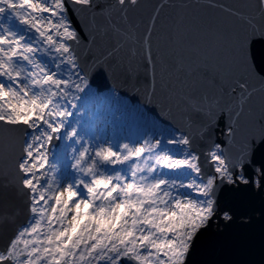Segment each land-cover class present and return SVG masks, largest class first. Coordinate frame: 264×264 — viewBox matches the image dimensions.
<instances>
[{"label": "snow or ice", "instance_id": "1", "mask_svg": "<svg viewBox=\"0 0 264 264\" xmlns=\"http://www.w3.org/2000/svg\"><path fill=\"white\" fill-rule=\"evenodd\" d=\"M224 186L264 192V0H0V264H191Z\"/></svg>", "mask_w": 264, "mask_h": 264}, {"label": "water", "instance_id": "2", "mask_svg": "<svg viewBox=\"0 0 264 264\" xmlns=\"http://www.w3.org/2000/svg\"><path fill=\"white\" fill-rule=\"evenodd\" d=\"M263 196L251 186L240 191L221 188L220 202L234 210V222L226 229L206 232L190 254L191 264H264Z\"/></svg>", "mask_w": 264, "mask_h": 264}, {"label": "rangeland", "instance_id": "3", "mask_svg": "<svg viewBox=\"0 0 264 264\" xmlns=\"http://www.w3.org/2000/svg\"><path fill=\"white\" fill-rule=\"evenodd\" d=\"M213 228H215V229H217V230H221L222 228H216V227H213Z\"/></svg>", "mask_w": 264, "mask_h": 264}, {"label": "bare ground", "instance_id": "4", "mask_svg": "<svg viewBox=\"0 0 264 264\" xmlns=\"http://www.w3.org/2000/svg\"><path fill=\"white\" fill-rule=\"evenodd\" d=\"M213 229H215V228H213Z\"/></svg>", "mask_w": 264, "mask_h": 264}]
</instances>
